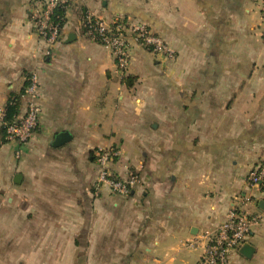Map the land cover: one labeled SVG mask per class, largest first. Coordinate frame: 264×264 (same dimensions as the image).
<instances>
[{"label": "crops", "instance_id": "obj_1", "mask_svg": "<svg viewBox=\"0 0 264 264\" xmlns=\"http://www.w3.org/2000/svg\"><path fill=\"white\" fill-rule=\"evenodd\" d=\"M37 1L0 0V106L17 96L23 113L30 72L41 104L30 140L0 133V257L200 264L202 248L186 242L220 224L242 196L253 195L247 211L264 212L245 182L264 160L263 0H71L51 56L33 29ZM86 13L143 22L175 58L131 42L119 72L110 50L85 35ZM110 146L120 151L111 170L139 175L127 196L96 185L95 152ZM76 240L78 250L55 243ZM16 241L37 244L13 252ZM245 244L251 251L241 246L227 264H264V226Z\"/></svg>", "mask_w": 264, "mask_h": 264}, {"label": "built area", "instance_id": "obj_2", "mask_svg": "<svg viewBox=\"0 0 264 264\" xmlns=\"http://www.w3.org/2000/svg\"><path fill=\"white\" fill-rule=\"evenodd\" d=\"M71 0H38L33 9V29L47 45L45 56H51L53 47L61 41V33L65 20L58 10L64 9ZM262 16L264 20V0ZM63 21V22H62ZM82 28L85 35L110 50L119 72L124 73L131 60L130 43L141 46L150 53L165 59H174L175 51L165 41L152 32L146 24L134 20L127 23L122 19L107 21L101 16L90 13L84 15ZM26 106L22 114H14L7 118L6 105L0 106V127L3 128L8 141L25 143L33 136L38 127L41 104L38 76L30 72L26 77L23 89ZM117 147L99 148L95 152L98 168L96 185H104L112 194L127 196L140 182L136 172L122 176L111 170L110 165L119 158ZM246 184L253 188L264 200V160L254 163L247 172ZM253 195L242 196L238 204H233L224 220L212 229L203 230L194 239L186 242L187 248H202L200 264H227L231 252L243 246L255 227L264 226V212H249L245 206L252 202Z\"/></svg>", "mask_w": 264, "mask_h": 264}, {"label": "rangeland", "instance_id": "obj_3", "mask_svg": "<svg viewBox=\"0 0 264 264\" xmlns=\"http://www.w3.org/2000/svg\"><path fill=\"white\" fill-rule=\"evenodd\" d=\"M175 55H176V53H175ZM0 130L2 131L1 127H0ZM1 131H0V133L3 136V132H1ZM4 137H5V134H4ZM111 236L115 237L114 234H111ZM39 242H41L42 244L44 243L43 241H39ZM32 243L33 242H28L27 247H21L20 241L11 242V244H12L11 250L14 252L15 249L23 248L22 252L30 253L31 250L33 249L32 246H35L37 244V242H35L33 244ZM55 243L58 245L57 246L58 248L64 249L65 251L71 250L72 248H76V250H78L79 248L83 247V242L79 241V240L67 241V242L57 241ZM115 243H116V241H109L108 244L114 249ZM1 244H2V242H1ZM14 255H18L17 252H15ZM26 257H30V256H26L23 254V255H21L20 258L18 256L12 257V258L0 257V264H31L32 261L34 260V258H31V261H26V260H28ZM40 263L41 264H132V257L131 256L121 257V256H115V255H112V256L109 255L108 257L60 256V257H53V258L52 257L42 258Z\"/></svg>", "mask_w": 264, "mask_h": 264}, {"label": "trees", "instance_id": "obj_4", "mask_svg": "<svg viewBox=\"0 0 264 264\" xmlns=\"http://www.w3.org/2000/svg\"><path fill=\"white\" fill-rule=\"evenodd\" d=\"M58 12H59V15H61V16H64V14H65L64 9H59ZM5 105L7 108V118L10 119V118H12V116L14 114L17 113L18 97L17 96H11ZM1 129H2V131L1 130L0 131L3 132V136H4V130H3V128H1Z\"/></svg>", "mask_w": 264, "mask_h": 264}, {"label": "water", "instance_id": "obj_5", "mask_svg": "<svg viewBox=\"0 0 264 264\" xmlns=\"http://www.w3.org/2000/svg\"><path fill=\"white\" fill-rule=\"evenodd\" d=\"M63 138H65L64 134H61L59 135L58 137H56V142H59V141H62ZM242 250L245 252V253H249L251 251V246L249 244H244L242 246Z\"/></svg>", "mask_w": 264, "mask_h": 264}]
</instances>
